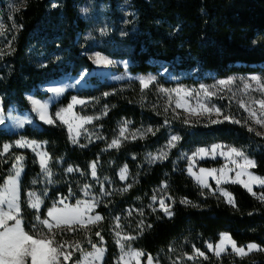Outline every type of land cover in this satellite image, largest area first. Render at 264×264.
<instances>
[{"label": "trees", "instance_id": "trees-1", "mask_svg": "<svg viewBox=\"0 0 264 264\" xmlns=\"http://www.w3.org/2000/svg\"><path fill=\"white\" fill-rule=\"evenodd\" d=\"M85 1L19 0L14 8L0 0V99L5 112L12 105L30 111L29 92L66 75L93 69L91 51L130 59L129 70L134 74H159L163 65L177 73L197 71L199 78L192 79L195 83L208 71L220 78L264 73V0H92L90 20L80 11ZM88 32L92 39L86 37ZM95 83L93 89L69 91L54 105V111L68 105L75 95L102 100L108 105L107 116L100 121L106 137L103 141L89 147L73 144L60 122H39V128L28 125L17 133L0 129V152L4 144L27 138L46 142L51 159L53 183L37 212L28 198L30 191L40 188L34 185L42 173L37 156L29 149H14L0 156V187L11 174L15 154L25 157L20 183L25 231L33 234L35 216L46 218L48 208L60 198L70 197L73 204L80 201L85 186L94 184L91 164L99 161V176L109 178L116 188L97 208L102 220L73 232L54 228L57 244L74 242L82 251L91 250L92 243L101 244L96 235L99 232L106 247L103 264H122L116 218L120 221L128 209L138 207L144 210V218L140 225L135 223L137 230L132 232L134 246L144 252L143 264L148 255L158 256L161 264H174L195 249L207 257L198 264H264V251L243 257L234 253L217 256L206 245L218 242L226 233L240 246L253 243L264 249V201L257 198L264 186L255 188L253 195L241 184H226L234 197L233 206L216 192L214 182L207 187L198 184L179 159L182 153L200 147L226 144L254 158V171L264 177V136L242 126L248 120L245 113L237 109L241 124L227 120L212 123L205 117L188 118L181 110L161 107L137 82ZM122 119L133 121L135 127L151 126L153 134L104 151ZM248 126L261 131L249 120ZM172 135L180 139L167 160L145 163V157L164 146ZM199 164L219 167L223 160L207 159ZM124 166L135 178L129 181L130 187L119 179ZM69 167L74 169L72 173L67 172ZM163 184L175 201L171 217L149 207L155 190ZM183 200L187 203H181ZM43 232L48 229L43 228ZM80 255L78 252L63 264H73Z\"/></svg>", "mask_w": 264, "mask_h": 264}, {"label": "rangeland", "instance_id": "rangeland-1", "mask_svg": "<svg viewBox=\"0 0 264 264\" xmlns=\"http://www.w3.org/2000/svg\"><path fill=\"white\" fill-rule=\"evenodd\" d=\"M6 3H7V6L16 8L19 4V0H6ZM92 6H93L92 0L85 1L84 3L80 5V11L87 20L91 19V16L93 13ZM86 37L92 39L90 37L89 32L87 33ZM97 53L100 55V57L106 58L112 63L110 64H104L103 62L98 63L97 56H96ZM89 55L91 56L94 62L93 69L83 70L77 75H72V74L66 75L60 79L40 85L38 90H33L29 92L27 94V97L31 105L30 111H22L16 105H12L5 112L2 106V101L0 99V110H2L0 111V116H2L5 120L4 124H0V129L8 133H17V132L22 131L28 125L39 128L40 127L39 122L47 124L39 118V113L37 111H34V108L36 106L34 105L33 101H38L40 102V104L47 105V110H46L47 116L52 117L55 123L60 122L67 128L69 136H70V140L72 141L73 144H77L82 147H89L95 144L96 142L105 140L106 137L103 132V126L100 124V121H102L107 116L108 105L105 104V102H103L102 100L75 95L73 97H76L78 100H83L86 103L85 104L74 103L71 110L64 111L68 108V105L70 103H73L72 101L73 97H72L68 105L59 107L54 111V105L58 101H60L69 91L81 92L83 90L93 89L97 86V84L95 83V80H98L100 82H106L109 84L124 83V82L125 83L126 82H137L140 84L141 77L154 78L147 88H144L142 86L141 87L144 90H148L151 93V95H153L154 99L157 101V104L160 105L161 107H164L166 109L173 108L176 110H181L185 113V115L188 118L205 117L210 120L226 121L224 120V115H228L238 120V116L236 115H237V109H239L245 113L246 119H248L249 113L245 111L244 108L240 107V103L243 102L247 107L255 109L257 113L259 114V107L258 105L253 103V101L256 99L264 98V93L260 91L261 85H264V73L235 74V75H231L226 78H220V77H217L214 73L208 71L204 73L203 75L204 79L202 81L195 83L194 81L192 82V79L197 80L199 78V74L197 71L177 73L174 70H172L168 65H163L159 74H153V73L134 74L129 70V66L131 65L130 59H115V58H111L105 55L104 53L98 52V51H91ZM252 77H259L260 82L257 83V81L252 80L251 79ZM222 80L232 81V83H226L224 85H220L219 81H222ZM245 84H248L251 87L246 88ZM201 86H203V88ZM50 88H64L65 91L60 95H56L55 93L49 91ZM204 89L209 90L210 92L214 93V95L210 97L204 95ZM186 90H190L192 92V96H186L185 95ZM39 91L46 92L47 94L45 96H39L37 95ZM197 93H199V96L196 95ZM178 102L181 105L180 107H177ZM200 104H205L208 107L215 106V108H219L221 112L220 114H217L215 111H213L212 113L203 112V109L199 107ZM192 109H196L195 114L192 112ZM57 112L61 113L63 120L56 117L55 114ZM86 117H91L92 118L91 121H87L85 119ZM64 120H66L67 123H64L63 122ZM248 120L255 124L254 119H248ZM21 121L24 122L23 126H20ZM47 125H50V124H47ZM257 126L261 129V132H264V127L260 125H257ZM121 129H126L123 136L120 135ZM148 129H152V132L147 131ZM141 133H143L142 136H141ZM152 134H153V128L151 126L135 127L133 121L122 119L118 124L114 138L109 142L108 147L105 148L104 151H108L111 149H117L126 142L146 139ZM172 136H178V135H172ZM113 140L118 141V146L109 147V145L112 143ZM16 141H22V142L35 141L36 145H39V147H37L36 145H33L32 147L13 146L8 150V152L4 153L2 157L6 156L10 151H13L14 149H29L37 156V159L40 165H41L42 158L46 160V166L50 170V173H51L49 175L48 173L42 170L39 181L35 180V183H34L35 186L39 185L40 188H36L29 192V194L35 193L34 197H30V195L28 196L30 206H31V203L37 201V199L40 201L39 209H33L31 207L33 210L38 212L40 211L44 203V200L48 195L47 188L53 183L54 172L51 168V159L47 151V144L46 142L30 140L27 138H19ZM16 141L6 143V144L14 145ZM168 142L165 143L164 146L158 148L155 152L149 153L145 157V163L150 164L156 161L167 160L171 151L174 148H176L179 140L173 142L174 146H169ZM214 145L220 146L215 150V152L212 151L213 145H211V146L200 147L197 150L190 152V153H182L181 158H179L181 159L182 162L185 163V169L196 180L198 184L205 187L204 185L210 186V183L214 182L217 186L215 190L220 195H222L220 191L221 189L230 193L228 189L225 187V185L231 183V181L235 179H238L240 181H243L244 183L250 184L253 192L255 188L261 187L258 180L256 181L249 180L248 173H252L255 177L264 179L263 176L258 175L254 171L255 167L254 168L247 167V168L242 169L241 167H239V165H242L244 163L243 158L237 157L235 156V154H232L231 156L228 155L229 149L235 148V147H231L226 144H214ZM202 148L206 149L207 151L204 153H198V150ZM235 149H238V148H235ZM238 150L242 151L241 149H238ZM221 153H224V155H222ZM16 156H20L22 157V159L17 161L14 158V164L16 165V168L12 166L10 175H15V171L17 169H20L21 174L17 180L18 194H19L18 202L20 203V183H21V179H22V176L25 170V157L22 154H15V157ZM245 156L255 161L254 158L248 156L247 154H245ZM153 157H158V159H153ZM207 159H222L223 164L219 167H204L199 164L201 161L207 160ZM233 160H235L236 163H232ZM61 163H62V160L58 162V166H60ZM93 163L96 164V169H95L96 176L93 177L91 174V179L94 184H89L87 185L89 187L84 188L83 198L80 200L82 202L80 207L82 208L84 207V204H83L84 201L91 200L95 203V206L92 207L91 210H87L85 212V215H84L85 226L96 224L102 220L101 219L100 221H97L92 224L87 223V219L90 216L99 214L102 217V215L97 212L98 206L105 200L106 197L110 195V193H112L113 191H116L114 184L111 182L109 178H104V177L99 176L98 174V169L100 165L99 161L93 162ZM189 168H191V173L189 172ZM200 169H204L205 171L201 172ZM122 170H125V166L119 171L120 181L123 184L130 185L129 181L134 180L135 179L134 176L130 174V169L128 168V166H126V170L124 171V178L122 179L121 178ZM237 172H241L242 174L239 177H237L236 175ZM91 173H92V167H91ZM8 177L5 179L4 183L0 187V190H3V188L5 187ZM217 180L220 181L219 185L217 184ZM237 184H241V183H237ZM241 185L243 186V184ZM101 186H103L104 192H101ZM167 187H168L167 184H163L160 188H157L155 190L154 196H156L157 199L155 202H153V200L151 199V203L149 205L152 211L162 210L163 213L165 214L164 210L160 207V200L163 199L165 206H168L169 210L173 213L172 208H173L175 201H174V198L171 197L169 191L167 190ZM105 193H109V194L106 195ZM259 195L260 194H258V196ZM223 197L229 202L228 197H225V196ZM231 198L234 201V197L232 194H231ZM70 200H71L70 197H68L65 203L71 206H75L76 203L74 204L70 203ZM57 207H63V205L57 204ZM5 210L7 209L5 208ZM19 218L21 219V226L24 228L23 218H22V209L19 214ZM46 218L50 220V223L53 225V229H54L55 221L50 217H46ZM143 218H144V210L138 207H134V208L127 210V214L122 220L116 221V225L119 224V227L116 226V229H115L116 239L120 240V243L124 245L125 252L129 250L128 246L130 245L132 250L144 253L142 250L134 246V241L136 240V236L132 232V231L137 230L135 228V223L138 222L140 225ZM14 223L15 221H8L9 225H12ZM35 223H37L36 219H35ZM117 233H119V236H117ZM227 236L230 237V235L228 234ZM125 237H135V239H125ZM221 241H222V237L216 243H212L208 241L206 245H208L209 243L213 245L212 250H209V249L208 250L211 253L215 254V252L217 251V245H221V247L223 248V251L220 252V255L225 254V253L236 254L232 250V241L234 240L231 237L230 239L223 238L222 243ZM70 243L73 245L77 244L74 242H70ZM235 244L237 247L244 248L245 252H247V255L254 251H257L256 249H254L249 252L247 249V245L249 244L242 245V246L238 245L236 242ZM78 245L80 249L78 251L74 250V248H67L66 246V250L72 252L71 259L78 252L81 253L79 259L76 260L73 264H76V262H79V264H103L105 256H106V247L104 246L103 240L101 241V244L96 246L97 248L104 249L103 255L99 258L96 255L95 249L82 251V246L80 244ZM53 246H56V245L54 244ZM118 247H119L120 263L122 264H143L142 259L144 255L139 256L137 258H132L131 256H125L124 259L121 260L120 257L122 253H121V247L119 244H118ZM204 254L206 256L205 252ZM236 255L240 257L246 256V255H238V254ZM189 256H192L193 259H188ZM151 257L153 258V264H161L158 256H151ZM203 258L204 256H199L194 251L192 254L185 255L184 257H180L179 259L175 260L174 264H198V262H200ZM70 260H64V257L61 256L60 264L68 263L70 262Z\"/></svg>", "mask_w": 264, "mask_h": 264}, {"label": "snow or ice", "instance_id": "snow-or-ice-1", "mask_svg": "<svg viewBox=\"0 0 264 264\" xmlns=\"http://www.w3.org/2000/svg\"><path fill=\"white\" fill-rule=\"evenodd\" d=\"M53 7H56L55 4L52 5ZM97 62H103L104 64H110L111 61L107 60L106 58L100 57V55L97 53ZM154 78H140V84L142 87L147 88L148 85L152 82ZM254 81H257V83L260 82L259 77H252L251 78ZM226 83H232V81H219L220 85H224ZM203 88V86H201ZM246 88L251 87L248 84H245ZM50 92L55 93L56 95L62 94L65 89L64 88H50ZM179 91V90H178ZM260 91L264 93V85H261ZM107 95V93L105 94ZM186 96H192V92L190 90L185 91ZM199 96V93L196 94ZM204 95L206 96H212L214 93L210 92L207 89H204ZM73 103H70L68 105V108L64 111H69L72 109L74 103L79 104H85L86 102L83 100H78L76 97L72 98ZM34 105L36 106L34 108V111H37L39 113V118L44 121L47 124H54L55 121L52 117L47 116V105L40 104L38 101H33ZM256 105L259 107V114L257 111L253 108L247 107L243 102L240 103V107L244 108L245 111L249 113L248 119H254L255 124L260 125L264 127V98L256 99L253 101ZM180 103H177V107H180ZM199 107L203 109V112L206 113H212L215 111L217 114H220L221 110L219 108L208 107L205 104H200ZM2 111V110H0ZM192 112L195 114L196 109H192ZM57 118H60L63 120V117L61 116L60 112H57L56 114ZM87 121H91V117L85 118ZM224 120H227L232 123L241 124L242 122L240 120L234 119L231 116L224 115ZM64 123H67L66 120L63 121ZM185 123H188V120L185 119ZM212 123H221L223 121L221 120H212ZM5 120L2 116H0V124H4ZM23 121L20 122V126H23ZM167 123V121H165ZM242 126H247V130L249 132H255V135L257 136H264V132L256 131L253 127L248 126V120H245L243 122ZM71 130V129H70ZM126 129H121L120 135L123 136ZM147 131L152 132V129H148ZM143 133H141V136ZM180 137L178 136H172L171 139L168 142L169 146H174L175 141L179 140ZM75 142V141H74ZM33 145H36L35 141L32 142H22V141H16L14 145L10 144H4L3 152H0V156H2L4 153L8 152V150L13 146H19V147H32ZM39 147V145H36ZM118 146V141L113 140L112 143L109 145V147ZM220 147L218 145L212 146V151L215 152V150ZM206 149H199L198 153H204L206 152ZM224 155V153H221ZM232 154H235L237 157H242L244 160V163L242 165H239V167L247 168V167H255V161L249 159L245 154L235 148L229 149L228 155L231 156ZM195 155V154H194ZM22 157L16 156L15 160L19 161ZM153 159H158V157H153ZM232 163H236L235 160L232 161ZM14 168H16V165H13ZM92 167V176H96V164L93 163L91 165ZM41 168L44 172L48 173L49 175L50 170L46 166V160L43 158L41 159ZM126 170V166H125ZM121 172V178H124V171ZM74 169L72 167L67 168L68 173H72ZM201 172H204V169H200ZM189 172L191 173V168H189ZM20 169H17L15 171V175H9L5 187L3 190H0V264H60V257L63 256L64 260H70L72 257V252L66 250L67 248H74V250H80L78 243L76 245L71 244L68 241H64L62 243H56L55 241V235L57 234L53 230V225L50 223V220L48 218H41L40 215H36L35 219L37 223L32 225L33 234H29L24 230V228L21 226V219L19 218V214L21 212V206L18 202L19 194H18V185L17 180L20 176ZM242 173L237 172V177H239ZM249 180L250 181H259V184L261 186H264V179H261L259 177H255L252 173H248ZM227 182V181H225ZM35 183V181H34ZM220 181L217 180V184L219 185ZM231 183H241L247 190L252 193L253 195H256L252 191V187L248 183H244L243 181H240L238 179L232 180ZM131 185H129L130 187ZM207 187V185H204ZM89 186H85L87 188ZM166 187V185H165ZM71 192V189H69ZM221 194L225 197L229 198V203H232L233 206H235L234 201L231 198V194L224 191L223 189L220 190ZM101 192H104L103 186H101ZM87 194V193H86ZM106 195L109 193H105ZM30 197H34L35 193H30ZM259 200L264 201V192H261V194L257 197ZM68 199V197H63L59 199L56 203H54L50 208L47 210V217L52 218L55 221V228L61 229L62 231L67 232H73L77 231L78 228H83L85 226V220L84 215L87 210H91L92 207L95 206V203L93 201H84V207H80L81 201L77 200L75 206H71L65 201ZM156 196L152 197L153 202L156 201ZM181 203H187L186 200L181 201ZM40 201L37 199V201L31 203V207L33 209H39ZM57 204L63 205V207H57ZM160 207L164 210L165 214L169 217L173 215V213L169 210L168 206H165L164 200H160ZM5 208L7 210H5ZM131 214V213H129ZM102 217L99 214H96L94 216H90L87 219L88 224L95 223L97 221H100ZM119 220V217L116 218ZM8 221H15L14 224L9 225ZM63 226V228H62ZM119 227V224L116 225ZM47 228L48 232L44 233L43 228ZM150 227V225H149ZM97 236L100 237V240H103V237L100 235L99 232L96 233ZM34 236H39L41 238H34ZM117 236H119V233H117ZM222 241L223 238L230 237L227 236V234L222 233L221 234ZM125 239H135V237H125ZM89 243H92V241H88ZM56 246H53V245ZM117 244L121 247V257L120 259L123 260L125 256H131L132 258H137L139 256L144 255V253L135 251L131 249V246H128V251H124V245L120 243V240H117ZM93 249L96 251L97 257H101L103 255L104 249L103 248H97L96 244L92 243ZM207 248L209 250H212L213 245L208 244ZM248 251H252L254 249L264 251V249L259 248L256 244H249L247 245ZM232 250L238 254V255H247V252H245V249L242 247H237L235 242L232 241ZM223 251V248L221 245H217V251L215 254L217 256L220 255V252ZM195 253L199 256H204L205 259L207 257L205 256L204 252H201L199 249H195ZM188 259H193L192 256H189ZM76 264H79V262H76ZM147 264H153V258L151 255L147 256Z\"/></svg>", "mask_w": 264, "mask_h": 264}]
</instances>
